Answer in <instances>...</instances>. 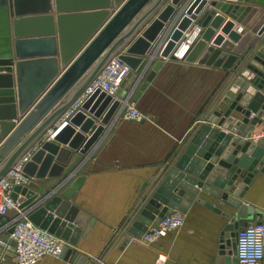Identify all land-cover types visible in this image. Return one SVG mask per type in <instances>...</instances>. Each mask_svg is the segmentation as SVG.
I'll return each mask as SVG.
<instances>
[{
  "label": "water",
  "instance_id": "95a60500",
  "mask_svg": "<svg viewBox=\"0 0 264 264\" xmlns=\"http://www.w3.org/2000/svg\"><path fill=\"white\" fill-rule=\"evenodd\" d=\"M235 22L254 35L239 33ZM194 25L202 32L183 61L221 66L238 77L223 108L198 130L129 233L140 238L163 216L186 214L195 202L226 220L221 248L228 250L221 264H237V230L256 215L243 197L264 172L262 141H251L264 116V0H0V178L31 150L22 172L32 180L15 185L10 196L34 225L73 246L88 233L94 219L71 203L84 176L72 177L119 116L124 82L115 95L96 90L51 141L43 139L50 125L113 56L131 67L134 86L144 77L139 94L164 59H174L173 49ZM45 178L62 179L47 190L38 185ZM202 193L231 211L205 201ZM72 253L66 246L60 257Z\"/></svg>",
  "mask_w": 264,
  "mask_h": 264
},
{
  "label": "crops",
  "instance_id": "0c3cea01",
  "mask_svg": "<svg viewBox=\"0 0 264 264\" xmlns=\"http://www.w3.org/2000/svg\"><path fill=\"white\" fill-rule=\"evenodd\" d=\"M238 27L242 28L241 34L254 35L245 25L235 22L234 29ZM149 69L151 66L146 74ZM133 76L131 72L119 91V94L125 92L121 111L129 105L135 106L142 118L124 119L120 112L89 154L82 158L72 177L84 176L71 203L87 213L88 220L93 218V225L86 235L79 236L74 246L67 243L74 251L70 256H45L37 264H79L81 256L86 257L83 264H160L159 256L164 257L161 264L223 262L222 251L228 249L221 248V231L226 220L198 203L190 205L181 228L154 243L139 241L129 229L198 130L208 124L212 112L223 108L222 103L229 97V88L238 75L221 66L168 58L139 94L144 77L134 86ZM64 114L50 125L43 139H53L52 133ZM261 129L262 123L253 127L252 142H256L255 136ZM61 179L45 178L38 185L51 190ZM202 198L222 211H231L208 194L202 193ZM243 202L256 209L255 217L248 220L247 225L264 222V172L258 173ZM15 214L12 210L5 218H0V239L8 233L2 226Z\"/></svg>",
  "mask_w": 264,
  "mask_h": 264
},
{
  "label": "built area",
  "instance_id": "2783aa9c",
  "mask_svg": "<svg viewBox=\"0 0 264 264\" xmlns=\"http://www.w3.org/2000/svg\"><path fill=\"white\" fill-rule=\"evenodd\" d=\"M242 31L241 27L237 28ZM202 32V27L193 26L191 31L184 34L182 40L173 49L172 55L177 60H183L195 39ZM185 45L186 49L180 53V48ZM132 72L131 67L120 60L117 56L111 57L103 66L101 71L92 79L74 104L66 111L62 119L57 123L56 129L66 124V119L72 115L77 108L96 90L100 89L109 95H115L117 89ZM124 119L142 118L141 113L135 106H127L121 111ZM262 129L256 134V143L262 141L264 146V116L262 118ZM55 129V130H56ZM55 132V131H54ZM54 132L52 133L54 136ZM31 151L24 154L13 167L0 178V218H5L10 211H16L14 217L2 226L8 233L5 238L0 239V264H37L41 258L50 256L60 257L63 249L68 246L67 242L60 237L34 225L27 217V213L18 209V203L14 201L10 193L15 185L28 184L32 178L23 172V166L29 160ZM185 215L173 212L163 216L158 224L138 238L139 241L151 244L169 232L178 230L184 225ZM236 254L238 264H264V222L258 221L243 226L237 230ZM160 264L164 257L159 256Z\"/></svg>",
  "mask_w": 264,
  "mask_h": 264
},
{
  "label": "bare ground",
  "instance_id": "6f19581e",
  "mask_svg": "<svg viewBox=\"0 0 264 264\" xmlns=\"http://www.w3.org/2000/svg\"><path fill=\"white\" fill-rule=\"evenodd\" d=\"M185 49H186V46H185V45H183V46L180 48V53L184 52V51H185Z\"/></svg>",
  "mask_w": 264,
  "mask_h": 264
}]
</instances>
